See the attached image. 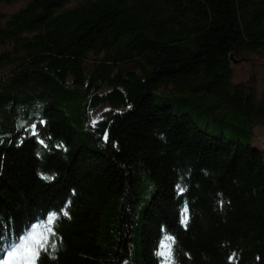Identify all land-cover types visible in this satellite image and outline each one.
<instances>
[{
    "label": "trees",
    "instance_id": "16d2710c",
    "mask_svg": "<svg viewBox=\"0 0 264 264\" xmlns=\"http://www.w3.org/2000/svg\"><path fill=\"white\" fill-rule=\"evenodd\" d=\"M16 4L0 9V240L67 203L38 264H160L162 227L176 264H264V103L230 70L264 58V0H0Z\"/></svg>",
    "mask_w": 264,
    "mask_h": 264
},
{
    "label": "snow or ice",
    "instance_id": "6c2138e0",
    "mask_svg": "<svg viewBox=\"0 0 264 264\" xmlns=\"http://www.w3.org/2000/svg\"><path fill=\"white\" fill-rule=\"evenodd\" d=\"M105 111L108 110L105 109ZM45 123L43 119L38 121L40 126ZM96 123L97 121H93L94 125ZM24 130L30 132L31 136L36 137L37 143L45 148L47 147L45 141L39 139L37 123L30 124ZM104 139L107 140L106 132ZM57 147L60 146L57 145ZM41 176L44 179H52V177H45L43 174ZM176 188L182 195L184 188L180 184H177ZM66 209L67 203L59 207L50 205L44 213L33 216L20 233L14 234V238L0 240V264H38L42 253L47 254L50 259L54 258L53 253L57 250L56 227L60 218L69 216ZM187 213L188 208L185 205L179 212V223L181 226L187 227ZM161 233L162 235L153 254L160 261V264H176L174 257L176 239L171 234H167L163 227L161 228ZM229 259L231 260L232 257Z\"/></svg>",
    "mask_w": 264,
    "mask_h": 264
},
{
    "label": "rangeland",
    "instance_id": "374dc122",
    "mask_svg": "<svg viewBox=\"0 0 264 264\" xmlns=\"http://www.w3.org/2000/svg\"><path fill=\"white\" fill-rule=\"evenodd\" d=\"M16 8H18L17 4L0 6V9L6 12H11ZM242 58V61H231L230 63L231 81L233 84H241L245 89L252 90L256 101L264 103V58L255 54H244L241 58L236 59ZM202 101L205 102L204 100ZM187 102L199 106L201 101L192 96L187 99ZM104 108L105 107H99L95 112L91 113L92 116L97 118ZM92 123L89 116L86 124L89 126ZM251 144L260 149L264 154V126H256L253 128Z\"/></svg>",
    "mask_w": 264,
    "mask_h": 264
},
{
    "label": "water",
    "instance_id": "95a60500",
    "mask_svg": "<svg viewBox=\"0 0 264 264\" xmlns=\"http://www.w3.org/2000/svg\"><path fill=\"white\" fill-rule=\"evenodd\" d=\"M230 58L233 62L242 61L243 59H235L233 55H230Z\"/></svg>",
    "mask_w": 264,
    "mask_h": 264
},
{
    "label": "bare ground",
    "instance_id": "6f19581e",
    "mask_svg": "<svg viewBox=\"0 0 264 264\" xmlns=\"http://www.w3.org/2000/svg\"><path fill=\"white\" fill-rule=\"evenodd\" d=\"M66 201H67L66 199H63V202H66ZM43 213H44V212H43ZM23 228H24V227H23ZM23 228H22V229H23Z\"/></svg>",
    "mask_w": 264,
    "mask_h": 264
}]
</instances>
